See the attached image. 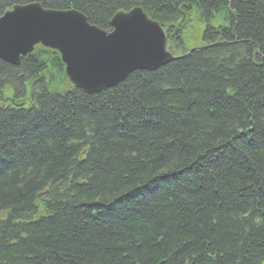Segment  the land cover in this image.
<instances>
[{
  "label": "trees",
  "instance_id": "obj_1",
  "mask_svg": "<svg viewBox=\"0 0 264 264\" xmlns=\"http://www.w3.org/2000/svg\"><path fill=\"white\" fill-rule=\"evenodd\" d=\"M30 3L106 32L140 8L176 48L192 14L206 28L93 94L39 46L0 60V264H264V0H0V17Z\"/></svg>",
  "mask_w": 264,
  "mask_h": 264
},
{
  "label": "water",
  "instance_id": "obj_2",
  "mask_svg": "<svg viewBox=\"0 0 264 264\" xmlns=\"http://www.w3.org/2000/svg\"><path fill=\"white\" fill-rule=\"evenodd\" d=\"M110 31L74 10L38 3L17 5L0 17V60L17 65L40 46L59 54L69 83L88 94L115 87L135 71H154L174 60L157 22L140 8L116 13Z\"/></svg>",
  "mask_w": 264,
  "mask_h": 264
},
{
  "label": "rangeland",
  "instance_id": "obj_3",
  "mask_svg": "<svg viewBox=\"0 0 264 264\" xmlns=\"http://www.w3.org/2000/svg\"><path fill=\"white\" fill-rule=\"evenodd\" d=\"M188 22L189 23H186L184 25V28L182 29V34L180 35V40L182 43L181 47L176 48L174 43L173 46H171L170 44L168 45L170 47V50L172 51L170 52V54L173 55L174 57L180 56L183 51H187L189 49H194L195 47H200L204 45V41L202 39V33L206 28V24L198 20L195 14H192L190 16ZM210 26L216 27L217 25L211 22ZM168 46L166 48L167 52L170 51ZM61 80L59 81L61 82ZM60 87H63L62 89H65V86H60ZM11 94H12L11 91L4 92L5 98L10 97ZM0 103L2 105L4 104L3 102Z\"/></svg>",
  "mask_w": 264,
  "mask_h": 264
}]
</instances>
